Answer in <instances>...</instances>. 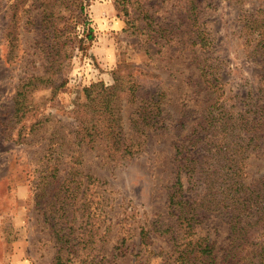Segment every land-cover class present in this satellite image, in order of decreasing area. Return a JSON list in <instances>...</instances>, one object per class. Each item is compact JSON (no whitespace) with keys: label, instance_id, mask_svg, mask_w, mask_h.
Returning a JSON list of instances; mask_svg holds the SVG:
<instances>
[{"label":"rangeland","instance_id":"374dc122","mask_svg":"<svg viewBox=\"0 0 264 264\" xmlns=\"http://www.w3.org/2000/svg\"><path fill=\"white\" fill-rule=\"evenodd\" d=\"M256 15L264 0H0V264H203L187 237L245 264L227 219L180 225L169 200L208 207L235 169L264 181ZM99 84L114 94L88 99Z\"/></svg>","mask_w":264,"mask_h":264},{"label":"trees","instance_id":"16d2710c","mask_svg":"<svg viewBox=\"0 0 264 264\" xmlns=\"http://www.w3.org/2000/svg\"><path fill=\"white\" fill-rule=\"evenodd\" d=\"M244 29L249 35L254 34V37H251V39L255 41V45L251 53H254L255 49L259 48L261 49L260 53L264 54V16L256 15L245 20L242 26V30ZM263 59L264 56L262 61ZM211 81L213 80H209L208 82L214 85V82ZM98 87L101 88L104 94H114L111 91L113 87L103 88V84H99L98 86L92 85L86 89V97L89 99L92 95V90ZM99 95L101 94L99 93ZM93 101L94 98L91 102ZM258 109L260 110L259 106ZM250 130L252 131V135L248 138V141H256L255 146L264 143V118L262 119L258 115L252 118ZM121 147L122 150H120ZM118 148L117 146L116 150ZM120 148V151L124 150L125 153L130 152L124 144ZM241 174L239 169H235V176L237 178L225 179L227 184H224V189L220 192V195H212V200L216 199V201L208 207L200 203L201 200L196 201L194 199L183 198V196L181 198H174L173 194L170 196L169 203L177 206L173 214L180 225L185 222V225L188 226L190 221H195L203 213L210 212L224 217L229 223L230 248L227 256L234 257L237 254L245 253V264H264V243L257 244L247 239L250 234L249 232H264V181L258 184H246L244 179L240 178ZM198 240H192L187 237V249L190 252H195L203 264H213L212 247L208 243L199 242ZM197 255H194L193 258L197 259Z\"/></svg>","mask_w":264,"mask_h":264}]
</instances>
